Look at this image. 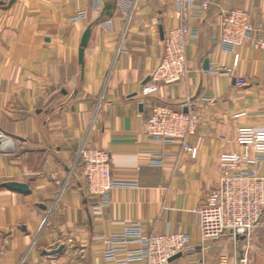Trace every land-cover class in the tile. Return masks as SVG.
Wrapping results in <instances>:
<instances>
[{
  "label": "crops",
  "instance_id": "obj_1",
  "mask_svg": "<svg viewBox=\"0 0 264 264\" xmlns=\"http://www.w3.org/2000/svg\"><path fill=\"white\" fill-rule=\"evenodd\" d=\"M9 2L0 0V264H115L124 253L105 258L108 245L97 237L135 222L146 235H189L191 251L170 264H264V215L246 236L209 241L197 215L217 185L220 156L241 151L237 127L264 128V47L256 44L264 43V0H208L189 21L198 37L186 44L183 81L147 97L141 88L180 24L176 0ZM234 9L257 33L236 48L234 74L220 75L214 70L232 69L233 54L217 43L219 13ZM78 11L85 18L71 22ZM157 104L198 116L187 139L194 159L180 141L148 139L144 123ZM86 148L109 155L113 181L136 185L112 189L98 214L78 156ZM151 154L165 156L160 167L149 165ZM12 182L26 192L5 187Z\"/></svg>",
  "mask_w": 264,
  "mask_h": 264
},
{
  "label": "built area",
  "instance_id": "obj_2",
  "mask_svg": "<svg viewBox=\"0 0 264 264\" xmlns=\"http://www.w3.org/2000/svg\"><path fill=\"white\" fill-rule=\"evenodd\" d=\"M176 17L179 26L170 30L164 41V53L158 64L149 71L148 82L141 88L143 97L158 92L159 85H176L183 81L186 73V44L196 40L197 30L189 25L194 16H201L208 8V0H176ZM220 34L217 43L233 54L232 69L220 68L214 72L220 75H232L238 64L236 48L257 33L246 12L238 9L221 11ZM85 18L78 11L70 20L77 22ZM257 46L264 43L256 40ZM236 85H245L242 79H236ZM245 113L233 116L243 117ZM198 116L195 113L176 111L168 105L157 104L152 107L149 118L144 123L145 134L151 141L171 145L180 141L182 149L194 159L195 147L187 143L196 130ZM236 143L239 153H227L220 156L217 164L218 182L209 192L204 205L197 210L200 238L202 241L217 240L230 234L235 237L246 236L257 228L264 215V177L259 175V166L264 162V128L240 125L236 130ZM78 156L87 184L88 195L95 199L91 211L100 213L110 205V192L120 187H133L130 183L113 181L110 175L109 155L95 149H81ZM165 159L162 154H151L149 165L160 167ZM108 247L104 251L107 259H114L119 252L124 259L115 264H170L175 255L191 251V239L187 234L146 235L140 223L135 222L124 227L122 233L109 237L99 236ZM58 264V263H54ZM238 264H247L241 260Z\"/></svg>",
  "mask_w": 264,
  "mask_h": 264
},
{
  "label": "water",
  "instance_id": "obj_3",
  "mask_svg": "<svg viewBox=\"0 0 264 264\" xmlns=\"http://www.w3.org/2000/svg\"><path fill=\"white\" fill-rule=\"evenodd\" d=\"M14 2V0H10L9 5H11ZM106 9L109 10L110 6L107 5ZM93 25L88 26V28L85 30L82 39H81V43H80V49H79V54H78V62L79 64L82 66L83 65V56H84V51L85 48L87 47L90 35H91V28ZM5 187L8 188L9 190L15 191V192H26L27 188L25 185L23 184H18V183H7L5 184ZM63 247L59 246L57 249L53 250L51 253H48L50 255H55L58 254L62 251ZM181 255H175L174 257H172L169 262H172L176 259H178Z\"/></svg>",
  "mask_w": 264,
  "mask_h": 264
},
{
  "label": "rangeland",
  "instance_id": "obj_4",
  "mask_svg": "<svg viewBox=\"0 0 264 264\" xmlns=\"http://www.w3.org/2000/svg\"><path fill=\"white\" fill-rule=\"evenodd\" d=\"M262 177V176H261Z\"/></svg>",
  "mask_w": 264,
  "mask_h": 264
}]
</instances>
